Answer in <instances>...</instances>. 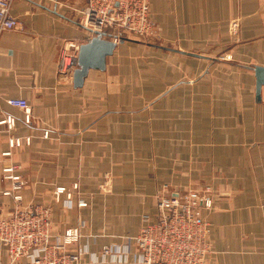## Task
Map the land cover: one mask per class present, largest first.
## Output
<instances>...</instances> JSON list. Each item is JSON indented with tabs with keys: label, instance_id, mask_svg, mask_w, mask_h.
Returning <instances> with one entry per match:
<instances>
[{
	"label": "crops",
	"instance_id": "crops-1",
	"mask_svg": "<svg viewBox=\"0 0 264 264\" xmlns=\"http://www.w3.org/2000/svg\"><path fill=\"white\" fill-rule=\"evenodd\" d=\"M85 5L10 2L20 27L0 29V209L15 205L9 158L20 203L50 204L56 235L79 228L67 251L99 253L134 236L160 193L209 186L206 264H264V86L257 99L253 71L264 67V0H149L158 37L118 43L74 87L58 59L68 40L92 36ZM10 98L26 100L29 122Z\"/></svg>",
	"mask_w": 264,
	"mask_h": 264
},
{
	"label": "built area",
	"instance_id": "built-area-1",
	"mask_svg": "<svg viewBox=\"0 0 264 264\" xmlns=\"http://www.w3.org/2000/svg\"><path fill=\"white\" fill-rule=\"evenodd\" d=\"M10 2L0 0L1 30L20 27V22L9 12ZM80 15L81 23L92 35L97 31L105 32L115 41L124 36L146 40L157 36L149 18V0H86ZM79 46L76 40H68L62 48L58 59L60 73L71 74L76 68ZM7 102L23 109L25 121L29 122L26 100L10 98ZM7 123L13 125L8 118ZM1 171L3 178L13 183L11 190L4 194H11L15 201L9 211L0 209V243L6 256L4 264H86V254L90 264H206L212 252L210 224L200 211V208L212 206L209 187L202 191L191 190L185 196L159 195L155 218L150 221L145 217L138 233L126 237L123 246L105 245L99 253L89 252L86 247L69 252L65 246L79 238V228H67L60 234H54L49 206L20 203L18 192L24 182L14 174L16 165L9 158H4ZM64 191V188H57L56 199Z\"/></svg>",
	"mask_w": 264,
	"mask_h": 264
},
{
	"label": "water",
	"instance_id": "water-1",
	"mask_svg": "<svg viewBox=\"0 0 264 264\" xmlns=\"http://www.w3.org/2000/svg\"><path fill=\"white\" fill-rule=\"evenodd\" d=\"M105 32H94L89 40L81 44L77 53V66L72 72V83L74 87H81L83 80L90 69L104 70L106 57L110 56L116 45L128 40L120 37L117 41ZM255 96L260 98L261 87L264 86V67L254 66Z\"/></svg>",
	"mask_w": 264,
	"mask_h": 264
},
{
	"label": "rangeland",
	"instance_id": "rangeland-1",
	"mask_svg": "<svg viewBox=\"0 0 264 264\" xmlns=\"http://www.w3.org/2000/svg\"><path fill=\"white\" fill-rule=\"evenodd\" d=\"M158 36V35H157ZM157 36L156 37H150V39L149 40H146V39H141V38H137V37H132V36H128V38H133V39H136V40H139V41H141V42H148V41H150V40H152V39H156L157 38ZM124 37H126V36H124ZM164 188H166L167 189V185H164L163 186ZM206 187H209V186H205L203 189H196V188H189V189H187L186 191H185V193H183V194H178V193H173V191H171L170 193H160L159 195L161 196V197H165V196H170V195H172V194H176V195H178V196H185L186 194H187V192H189V191H191V190H198V191H202V190H204ZM210 188V187H209ZM163 190V189H162ZM211 190V189H210ZM211 191H210V193H209V195L211 196ZM159 195H157V197L159 196ZM211 199H212V196H211ZM156 201H157V199H156ZM156 201H155V212H154V214L152 215V216H144L143 217V221H144V218L145 217H148V218H150V221L151 220H153L154 218H155V215L157 214V209H156ZM30 203H32V202H30ZM82 205H80V206H83V205H85L83 202H80ZM212 203H213V199H212ZM33 204H35V203H33ZM41 205H47V206H49L50 204H48V203H44V204H41ZM79 205V204H78ZM50 207V206H49ZM211 208H212V206H211ZM211 208H200L201 210L200 211H203L202 212V215H203V217L208 221V219L206 218V216H205V211H209ZM209 222V221H208ZM143 224H144V222H143ZM209 224H210V222H209ZM143 226V225H142ZM141 226V227H142ZM140 227V228H141ZM140 228H139V230H140ZM138 230V231H139ZM210 231H211V224H210ZM138 233V232H137ZM136 233V234H137ZM135 234V235H136Z\"/></svg>",
	"mask_w": 264,
	"mask_h": 264
}]
</instances>
